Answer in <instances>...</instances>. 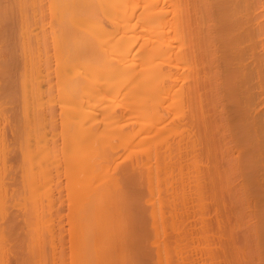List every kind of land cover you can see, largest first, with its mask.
<instances>
[{
    "label": "bare ground",
    "instance_id": "bare-ground-1",
    "mask_svg": "<svg viewBox=\"0 0 264 264\" xmlns=\"http://www.w3.org/2000/svg\"><path fill=\"white\" fill-rule=\"evenodd\" d=\"M2 25L13 38L0 69L18 71L14 84L4 74L19 91L12 116L39 140L59 123L71 144V264H130L145 226L124 179L146 191L155 264H172L179 207L189 216L191 189L197 204L207 186L217 264H264V0H1L5 37ZM1 93L3 115L13 102ZM26 139L19 153L39 142Z\"/></svg>",
    "mask_w": 264,
    "mask_h": 264
},
{
    "label": "rangeland",
    "instance_id": "rangeland-1",
    "mask_svg": "<svg viewBox=\"0 0 264 264\" xmlns=\"http://www.w3.org/2000/svg\"><path fill=\"white\" fill-rule=\"evenodd\" d=\"M0 2H1V0H0ZM10 23L11 22H9V24ZM5 24L7 26L6 28H8V29L10 27H12L11 24H13V26H14V22H12L10 24L11 26L8 23H5ZM17 24L18 23H16L15 26ZM3 26L5 27V25H2V30H4L5 32L3 31L2 33H5L6 35L8 34L10 36L11 33L13 34L15 32V28H14L15 26L12 27V29L14 28L13 32H12V30L10 31V29H9V31L11 33L6 32L7 29L6 28L3 29L4 28ZM16 30H18V32H19V28L18 29L16 28ZM18 32H15V33L18 34ZM15 33L13 36H16V38H17V34L15 35ZM6 35H5V37H3V34L1 35V32H0V40L2 41L4 38H6L5 40L2 41V43L0 41V43H1L0 48L2 49V47H3V49H2L3 51L0 49V52H2L0 55V64L4 63V61H2V59L3 60H4V58L7 59V55H8L7 50L9 51V49L11 48L10 47L11 42H9V40H11V38H13V37L10 36L11 37L10 38L8 35L7 36ZM14 40H16V39H14ZM4 43H5V45H4ZM6 45H8L9 49L7 48ZM1 57H2V59H1ZM11 70L13 72V74H11L12 76L10 75V73H12ZM11 70H10L9 75H8V73H5V72L3 73V71L0 69V75H1L0 83L1 82L3 83V80L7 79L3 84L4 86L0 85L1 86L0 88L2 90V91L0 90V92H2L1 94L4 93V95H2V96L5 97V98L2 97V99L4 101L3 103H5V105H6L7 101H8L7 102L8 104H9V102L10 103L13 102L12 105L10 104L11 106H9V107H8V105L7 106L3 105V106H5L3 108L6 109L8 111V113L4 109H3V111H4L3 115H2V112L0 113L1 119L4 121L2 124V121L0 119V124L2 125V126L0 125L1 126L0 131L1 130L3 131V134H2L3 137L1 135V138H0L3 141V142L0 141L1 142L0 154H2V156H0L1 157L0 158V161H1L0 165L1 164L3 165V168L0 169V189H1L0 193H2V194H0V264H71V223H70L71 222V202H70L71 201V176H70L71 175V165H70L71 164V156H70L71 155V153H70L71 152V144L70 145H64V146H67V149H65V150H68V148H70L69 151H65L64 147H63V143H65L64 139H66V137L64 136L65 137L64 138L63 135H66L64 133L66 131L62 130V129H60V127H58L60 125L59 123H57L59 125L56 124V126H55L57 128H54L55 124L51 125L53 127H50L49 126L50 124L49 125L45 124L42 127L47 128L49 126L50 128H53V129L50 130L48 128L45 132V131H43L45 128L41 127L42 129H39V130H41V133L44 132V134H46L48 132L46 136H49V137H50V135H48V134L50 132L54 133V134L50 133L52 138H53V140H51L52 138L50 140L53 142H55V141L57 142V143L56 142L54 143L55 147L52 146L53 143L51 141H49V138L46 137L48 139V141L45 142L47 139L45 140L43 137H41L43 139L39 140L40 136L38 137V135H37L36 137L39 141L37 144L40 147L37 144H36V146H30V147L28 146L29 149L26 148L27 146H24V148L26 149V150L24 149L25 151L23 150L24 153L22 151H21V153H19L18 148L20 145L23 146L22 141L27 140L26 138H30V140H28L29 141L28 145H32V144L34 145V140H35L34 138H36L34 135H36L35 132L37 130L34 128L33 125H30L36 131L33 130L34 133L32 134V129H33L32 128L31 133L29 132L30 133L29 134L28 131H30V130L26 129L27 131L24 133L25 134L27 133L29 137H27V136L23 137L22 136V135H24V133H22L23 131H21V130L24 129V131H25V128H27V124L25 123L26 127L24 128V126L22 125L21 122H19L21 126L17 122L18 120H20L19 119L20 116L17 117L18 120H17V118H15L18 115V110L17 111H15V110L18 108L20 110L19 106L15 107V105H13V104L20 105L18 103L19 102V99H18L19 98V91L17 92V86H16V83L18 80V71L15 68H13ZM4 74H7L9 80L12 77L11 78L12 84H14L13 78L16 79V83H15L16 90H15V88L12 89V86L14 87V85L9 83L8 78H6V76ZM2 76H4V79L2 78ZM1 79H2V81H1ZM11 80H10V82H11ZM7 82H8V84H7L8 89H6L7 87L5 85V83H7ZM2 87L5 90L2 89ZM6 91L8 93L7 95L5 94ZM11 91L14 94H12ZM8 95H11L12 98H11V96H8ZM13 96H14V98H13ZM0 97H1V95H0ZM7 98L9 100L10 99L11 100L9 101V100H7ZM12 99L15 100V102H17V103L12 101ZM10 108H12V109H10ZM9 112L11 114H9ZM15 112L17 114H15ZM4 114H7V115H4ZM12 115L15 117H13ZM19 115H20V113H19ZM4 117L6 119H3ZM13 118H14V120L12 121ZM9 120L12 121L13 123L10 122ZM16 122H17V124H15ZM10 124L11 125L15 124V125L10 126ZM31 124H33V123H31ZM30 126H28V127L30 128ZM35 126H38V125H35ZM15 127H16V129L18 128L17 131L18 130L21 131V132L18 131V133H17L18 135L14 134L17 132ZM67 127L68 126H66V130H67ZM13 128H14L15 132H11ZM70 128H71V126H70ZM3 129L6 131H4ZM56 129H58L59 131L58 130L56 131ZM60 130H62V131H60ZM2 131L0 133H2ZM55 132H57V133H55ZM59 132H60V134H62V133L63 134L60 135ZM4 134H5V136H4ZM37 134L43 135V134H40V131ZM56 134L57 135L59 134V135L57 136ZM12 135L14 138H17V141H15L16 139L14 140V138L12 139ZM70 135H71V133H70ZM60 136H62L63 141L60 139ZM67 136H69V134H67ZM21 137L23 138V140ZM55 137H57L56 140H55ZM70 137H67L69 141H70ZM20 138L22 141L19 140ZM31 139L32 140L34 139V140L31 141ZM59 140L61 141V143ZM26 143H28V142L24 141V145H26ZM18 144H20V145H18ZM44 144H45V146H44ZM56 144H58V145L56 146ZM66 144H67V142H66ZM8 146H10V147H8ZM12 147H14V148H12ZM51 147L53 148V150L55 149L57 151L53 152ZM16 148H17V150H15ZM22 148L20 150H22ZM41 148L42 149L46 148L47 151L43 152L45 149L42 150ZM12 149L14 150V153H13ZM38 150L40 153L38 152ZM15 151H18L19 154L23 153V155L25 154L26 156H24V158H22L21 157L22 155L21 156L18 155V153ZM36 151H37V153H36ZM64 152L66 153L65 156H63ZM67 152H69L70 154H67ZM27 153H29V154H27ZM42 153H43V156H40V155H42ZM51 153H53V154H51ZM55 153H56V155H55ZM54 155H55V157H54ZM39 156H40V159H39ZM61 157L64 160H62ZM5 158H6V160H5ZM41 158H43V159L46 158L47 163H46L45 159L42 161ZM60 159H61V161H60ZM3 161L5 164L2 163ZM23 161H25V162H23ZM36 161H38L40 163H38V162L36 163ZM54 162H55V164L52 165V163H54ZM66 163L68 164L70 171L65 170V168L68 169V166ZM31 164H32V167H31ZM36 164L37 165L41 164V166L40 167H39V165L36 166ZM44 165H46L47 167L46 166L44 167ZM1 167L2 166H0V168ZM33 168H34V171H32ZM35 168H37V169H35ZM41 168H43L45 170V171L43 170V173L47 172L45 174H43L41 172V174H43V178H42L41 174H40L41 177L39 176L40 171H42ZM51 168H52V170H51ZM37 170L39 171V173H38V175H35ZM192 170L193 169L191 168L190 172ZM28 172L30 174H32V177L34 178V179L33 178L32 179H33V181L35 180V182L30 181L31 179L30 180L28 179V177L31 176V175H29ZM48 174L50 177L47 176ZM56 175H58V176H56ZM24 176H26L27 179L26 178L25 179L28 180V181H26V183L28 182V184H29L31 182V184H30L31 186L30 185L27 186L25 181H23V180L20 181L22 179V177H24ZM36 176L38 178L40 177L39 180H41V181H37L38 178H36ZM4 177H6V178H4ZM67 177H68V179H67ZM55 178H56V180H55ZM11 179L12 180L15 179V180L12 181ZM42 180H44V181L42 182ZM50 181H52V182H50ZM58 182L61 184H59ZM35 183L37 184V186L38 185H40V186L37 187ZM57 183H58V185H57ZM32 184H34V185H32ZM123 186H124L123 191L125 193H127L126 196L131 195L132 198L135 197V198L139 199V200L137 199L139 201V203L137 201L138 205L136 206L135 212H133V214H135L134 216H137L136 220H139L145 226V229H144L145 232L139 230V227L136 226L137 233H138V235H137L138 241H137V244L134 243L133 247L128 248L129 254L127 253V255H130L129 256L130 264H133L134 261H135V264H155L154 247L150 244V241L152 240V232L149 228L148 216L146 218V215H145V213L149 210V205L145 201L147 198L146 191H144L143 189L141 190V188H139L140 189L139 190L137 188L131 187L129 184H127V181L125 179L123 180ZM174 187L178 188L177 192L181 196L182 188L177 186V185H174ZM40 191H42V192H40ZM128 192H129V194H128ZM212 192L213 191L211 190V187L208 188V186H207V189H205V187H204L203 188V199L196 204L195 199H194V191H192V189H191L190 194H191V198L193 199V201L190 204L191 209H190L189 216H185L184 214H182L181 208L179 207V210H180L179 221L181 223V231L180 232H181L182 239L177 243H173V240L170 239V237H169V239L166 240L167 246L170 245V247H168V248L173 247L172 248L173 250H171V249L169 250L171 257H173L172 258V260H173L172 264H178L177 262H179V264H181L182 262L184 264H217V262H216L217 261V251H218L217 250V244H216L217 226H216V219H215V205H214V201H213ZM68 193H70V194H68ZM192 194H193V196H192ZM132 198H130V199H132ZM32 203H34V204H32ZM33 207H34V209H33ZM36 210H38V211H36ZM48 210H49V212H48ZM6 211H7V213H6ZM43 215H45V216H43ZM43 223H45V224H43ZM146 228H147V230H146ZM148 231H150L151 234H149ZM169 232H170V230L167 233L169 234ZM40 245L43 246L44 249L40 250V248H39V247H41ZM175 246H177V249L175 248ZM181 253H182V255H181ZM180 257H181V259H180ZM218 257H219V255H218ZM180 261H182V262H180Z\"/></svg>",
    "mask_w": 264,
    "mask_h": 264
}]
</instances>
